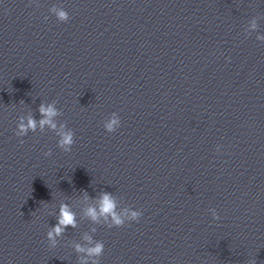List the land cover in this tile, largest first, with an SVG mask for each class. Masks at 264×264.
Wrapping results in <instances>:
<instances>
[{
  "label": "clouds",
  "instance_id": "obj_1",
  "mask_svg": "<svg viewBox=\"0 0 264 264\" xmlns=\"http://www.w3.org/2000/svg\"><path fill=\"white\" fill-rule=\"evenodd\" d=\"M57 17L62 22H67L69 20L68 14L64 10H59L57 12ZM40 112L45 116V119H42L39 123L40 126L43 127L44 125H50L52 128H55L56 125L52 122L51 117L55 116L56 110L51 105L48 107H45L41 105ZM120 119L117 117H113L108 123L105 124V129L109 133L115 132L119 126H120ZM37 126V122L29 117L27 124L21 123L19 125L20 128V134L26 133L28 129L35 130ZM61 139L59 141V146L64 149L65 151H70L71 146L74 144L73 140V134L71 132H62ZM51 153H46L45 155H50ZM116 204L114 199L111 197L110 194L105 193L100 201V207H99V213L94 208H89L87 214L93 219L96 220L98 215H105V216H111L113 223L116 226H122L123 220L121 217L116 213L115 211ZM140 216V213L133 212L131 214V217L133 220H138ZM66 226H75V217L74 214L68 209L66 205L61 207L60 217L58 220L57 226L48 233V237L51 239L54 235H58L63 231V228ZM103 244L97 243L94 248L88 249L89 255H95L99 256L103 252ZM78 250H82L79 249Z\"/></svg>",
  "mask_w": 264,
  "mask_h": 264
}]
</instances>
